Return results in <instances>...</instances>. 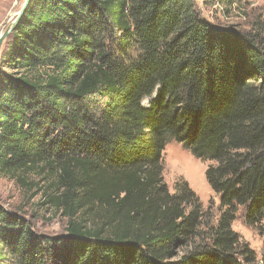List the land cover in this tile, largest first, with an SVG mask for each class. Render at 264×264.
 I'll return each mask as SVG.
<instances>
[{"label":"trees","instance_id":"1","mask_svg":"<svg viewBox=\"0 0 264 264\" xmlns=\"http://www.w3.org/2000/svg\"><path fill=\"white\" fill-rule=\"evenodd\" d=\"M251 25L215 26L194 0H29L0 53V179L32 176L65 226L38 234L0 206V264H264L231 228L241 209L264 233V23ZM170 141L208 163L214 213L163 182Z\"/></svg>","mask_w":264,"mask_h":264},{"label":"rangeland","instance_id":"2","mask_svg":"<svg viewBox=\"0 0 264 264\" xmlns=\"http://www.w3.org/2000/svg\"><path fill=\"white\" fill-rule=\"evenodd\" d=\"M213 0H194V3L202 17L220 28L226 25H235L240 31L249 30L253 22L264 23V0H235V4L229 7L228 15H223L221 9L212 5ZM25 0H0V32L12 22L14 16L20 11ZM240 10H235L237 6ZM232 10V11H231ZM235 10V11H234ZM227 14V13H226ZM4 47L2 44L1 51ZM153 99L146 98L141 105L146 107ZM163 171L162 178L168 190L171 192L175 182H186L195 193L204 209L214 213L218 205V199L208 186L205 179V171L208 163L201 162L191 155L188 150L174 141L166 144L162 152ZM26 182L22 185L17 179H0V206L6 211L28 223L32 231L56 236L63 233L65 220L53 210L40 205V195L34 196L35 186L29 189L32 176H20ZM34 183V182H33ZM35 184V183H34ZM232 230L249 245L255 252L257 259L264 256V233L248 227L244 223L243 211L238 210L236 218L231 226Z\"/></svg>","mask_w":264,"mask_h":264},{"label":"water","instance_id":"3","mask_svg":"<svg viewBox=\"0 0 264 264\" xmlns=\"http://www.w3.org/2000/svg\"><path fill=\"white\" fill-rule=\"evenodd\" d=\"M29 0H25L22 8L20 11L14 16V19L12 22L5 28L3 32L0 33V53H1V46L3 42L6 40V38L9 36V34L15 29L16 25L18 24L19 20L21 19L23 15V11L28 4Z\"/></svg>","mask_w":264,"mask_h":264},{"label":"bare ground","instance_id":"4","mask_svg":"<svg viewBox=\"0 0 264 264\" xmlns=\"http://www.w3.org/2000/svg\"><path fill=\"white\" fill-rule=\"evenodd\" d=\"M1 33V32H0Z\"/></svg>","mask_w":264,"mask_h":264}]
</instances>
